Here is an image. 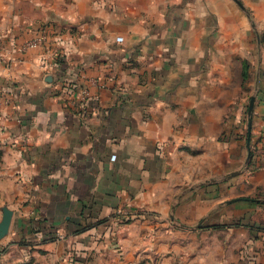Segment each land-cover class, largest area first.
Segmentation results:
<instances>
[{
  "label": "crops",
  "instance_id": "0c3cea01",
  "mask_svg": "<svg viewBox=\"0 0 264 264\" xmlns=\"http://www.w3.org/2000/svg\"><path fill=\"white\" fill-rule=\"evenodd\" d=\"M250 8L263 31L264 0ZM247 12L230 0H0L2 264H104L112 240L129 236L114 217L166 216L184 188L237 170L222 200L190 193L182 214L264 201V77L243 168L232 107L252 41ZM40 34L43 47L20 50ZM220 213L263 226L262 204Z\"/></svg>",
  "mask_w": 264,
  "mask_h": 264
},
{
  "label": "rangeland",
  "instance_id": "374dc122",
  "mask_svg": "<svg viewBox=\"0 0 264 264\" xmlns=\"http://www.w3.org/2000/svg\"><path fill=\"white\" fill-rule=\"evenodd\" d=\"M230 1L242 9L244 6L248 7L246 16L251 23L252 41L248 45L247 58L240 61V71H238L237 64V70L232 77L237 88L235 104L232 107H237L240 110V121H243L241 136L243 135L247 140L246 149L248 152L247 159L243 162V168L249 164L253 155L252 135L250 139L251 151L248 146L249 110L253 97L256 102L255 92L260 87L261 77H264L259 73L263 71L262 68L264 67H262V63H264V29L260 31L256 28L255 16L250 8L256 4L257 0ZM41 36L48 39L45 34L36 37ZM33 39L23 44L20 50L25 51L26 49L43 47V45L32 47L30 43ZM235 172H239V170ZM235 172L220 177L198 180L194 182L192 190L191 188H184L182 195L177 198L176 204L171 206L166 216L158 213H146L141 215L120 214L114 217L112 228L116 230L128 228L129 236L126 239L127 243L119 238L112 240V251L109 254L107 252L104 255L102 254V258L105 259L104 264H107L106 260L112 264H245L246 262L256 264L254 258L256 253L259 252L257 251L259 249L257 248V242L261 240V234H264V216L262 214L257 215L258 222L263 226L251 220H246V216L240 219L236 217L227 223L228 220H223L220 212H222L225 204L230 205L240 201L258 203L256 199L260 201H263V199L260 197H244L228 200L226 203H220L219 207L215 208V212L209 216L203 215L198 218H194L190 211L185 217L182 210H180L181 203L190 193H213L216 200H222V185L224 182L229 183L230 180L238 177V175L232 176ZM209 187L214 189L209 191L207 190ZM217 212L218 214H215ZM239 231L247 232V236H240ZM77 258L80 260L82 257L78 256ZM77 258L75 259L76 263L79 262ZM99 259L98 256L96 258L91 257L88 264L98 263ZM1 262L2 257L0 258V264H2Z\"/></svg>",
  "mask_w": 264,
  "mask_h": 264
},
{
  "label": "water",
  "instance_id": "95a60500",
  "mask_svg": "<svg viewBox=\"0 0 264 264\" xmlns=\"http://www.w3.org/2000/svg\"><path fill=\"white\" fill-rule=\"evenodd\" d=\"M254 105H255V98L253 97L252 100H251V103H250V110H249V115H250V121H249V141H248L249 150H250V139H251V135H252V127H253L252 115H253ZM249 156H250V154H249ZM239 174H241V171L235 172L232 176H237Z\"/></svg>",
  "mask_w": 264,
  "mask_h": 264
},
{
  "label": "built area",
  "instance_id": "2783aa9c",
  "mask_svg": "<svg viewBox=\"0 0 264 264\" xmlns=\"http://www.w3.org/2000/svg\"><path fill=\"white\" fill-rule=\"evenodd\" d=\"M45 41H47V39L45 38V37H43V36H41V37H36L35 39H33L32 41H31V43H30V45L32 46V47H39V46H44L45 44H46V42ZM0 103H1V100H0Z\"/></svg>",
  "mask_w": 264,
  "mask_h": 264
},
{
  "label": "trees",
  "instance_id": "16d2710c",
  "mask_svg": "<svg viewBox=\"0 0 264 264\" xmlns=\"http://www.w3.org/2000/svg\"><path fill=\"white\" fill-rule=\"evenodd\" d=\"M257 201H258L259 204L264 205V201H260V200H257V199H256V202H257ZM42 223H43V221H42ZM44 223H47V222H44ZM50 227H51V226H50ZM51 228H52V227H51ZM51 240H52V241H55V240H57V239H56V238H52Z\"/></svg>",
  "mask_w": 264,
  "mask_h": 264
}]
</instances>
